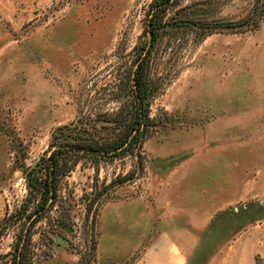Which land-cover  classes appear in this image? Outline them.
Here are the masks:
<instances>
[{"label":"rangeland","instance_id":"374dc122","mask_svg":"<svg viewBox=\"0 0 264 264\" xmlns=\"http://www.w3.org/2000/svg\"><path fill=\"white\" fill-rule=\"evenodd\" d=\"M154 2L0 0V264L134 263L113 215L145 226L171 199L221 209L191 261L264 264V0ZM138 109L124 153L72 147L124 138ZM50 176L44 206L29 181Z\"/></svg>","mask_w":264,"mask_h":264},{"label":"crops","instance_id":"0c3cea01","mask_svg":"<svg viewBox=\"0 0 264 264\" xmlns=\"http://www.w3.org/2000/svg\"><path fill=\"white\" fill-rule=\"evenodd\" d=\"M155 203V208H151V216L149 218L146 216L145 226L142 225L143 223L141 225L139 223L132 224L131 221L130 230H126L127 228L117 221H121L123 215L119 211L113 215L114 222L120 223V228L116 230L131 235V243L134 242L136 236L135 249L140 253L134 259L135 262L131 264H199L194 259L191 261V254L188 250L191 251L193 247L187 248V244L192 243L193 239L190 237L195 236L199 231L200 233L201 231L210 233L211 230H219L216 227V218L221 209L216 204L211 206L209 202H206L205 205L200 204V206L187 205V201L181 199H171L168 204ZM134 208L131 207L132 214ZM134 213L133 217L138 220V207L135 208ZM104 224L107 222L105 221ZM188 235L189 238H187ZM232 246L227 243L216 250L231 251ZM228 256L229 259L233 258L234 253L229 252ZM216 261L218 260L210 258L203 264H220Z\"/></svg>","mask_w":264,"mask_h":264},{"label":"trees","instance_id":"16d2710c","mask_svg":"<svg viewBox=\"0 0 264 264\" xmlns=\"http://www.w3.org/2000/svg\"><path fill=\"white\" fill-rule=\"evenodd\" d=\"M170 3H171V0H155L153 7L157 10H155L154 13L156 11L163 10V8H165ZM160 23H161V19L158 18V16H156L155 14L152 15L148 21L147 27L150 33L153 35L154 41L157 39L156 37H154V35L156 36L159 30H161L159 27L163 26L162 23L161 24ZM152 46H154V42ZM140 69L143 71L144 66L138 64V66L135 68L132 74V78L135 79L137 83L136 92H137V96L139 97L138 102L142 101V98L140 99V89L142 88V85H143L141 83V86H140V80L142 81V77H143L142 72L141 73L139 72ZM135 116L136 117L134 118V122L136 123V125L133 122L131 124H128L129 127L127 131L128 133L127 136H125L124 138L123 137L118 138V140H116L112 144L104 145V144H99L98 142H92V141L87 142V140H83V141L73 142L72 147L85 150V151H91L93 153H110V152L114 153V152L121 151L120 153L122 154L125 152V150H127L130 146H132L131 145L132 141H130V139L133 140V143L134 142L137 143L140 140V137H143L144 134L146 133L145 132L146 130H144V128H141V123L143 122L142 111L138 109ZM134 131L138 132L137 134H135V137L131 135ZM29 185L31 189L35 191V193H40L41 198L44 199L42 200V204H44V206H46V204L49 202V200H51V198H52V201L53 199L55 200L56 194L54 195L52 194L53 192L52 188L56 189V184L52 183V176H50L49 180H45L44 182L42 181L33 182L32 180H30ZM41 208H44V207L41 206Z\"/></svg>","mask_w":264,"mask_h":264}]
</instances>
